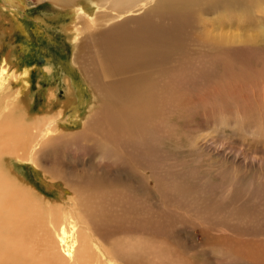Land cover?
I'll use <instances>...</instances> for the list:
<instances>
[{
  "label": "bare ground",
  "instance_id": "1",
  "mask_svg": "<svg viewBox=\"0 0 264 264\" xmlns=\"http://www.w3.org/2000/svg\"><path fill=\"white\" fill-rule=\"evenodd\" d=\"M7 1L13 4L15 11L24 7V0H4V3ZM94 3L95 0L78 10L61 6L64 12L57 11L42 20L68 19L61 25L60 32L70 41L74 49L72 64L91 91V100L84 101L87 112L82 114L81 107H77L73 110L76 111L73 121L66 117V110L81 99L74 97L72 81L66 79L67 102L60 110H48L47 115L32 118L26 110H18L21 105L29 107L25 100L30 97V70L25 69L14 78L17 88L13 90L6 63L0 67V264H116L121 259L128 263L131 257H141L142 249L148 247L141 242V237L109 239L121 230L158 233L173 226L194 227L209 229L218 235L206 236L215 242L224 236V230L233 232L236 226L241 231L238 226L241 215L232 200L234 190H230L232 178L215 182L213 172L200 157L203 150L211 149L205 140L209 135L200 136L201 133L188 132L184 128L179 131L173 118H179L180 109L185 108L187 114L180 119H184V123L185 119H190L189 126L209 125L213 132L222 128V135L238 136L248 147L258 138L264 140V95H255L258 91L252 89L254 84L249 83L251 87L248 88L240 81L228 82L235 77L232 71L237 69L235 64L229 65L228 54L243 52L250 57L258 53V61L252 59L255 66L264 62V29L244 27L227 49L205 56L202 61L207 60L212 71L201 75L200 80L193 81L194 67L187 61H182L175 75L165 80L167 71H157L153 76L147 70L137 69L152 58L146 52L152 48L148 40L153 38L154 27L163 32L172 45L183 47L182 40L192 39L189 23L195 17L205 19V15L211 13L242 21L249 14L240 3L235 0H99L95 5L104 3L107 8L98 12L96 19ZM200 4L201 7L190 13ZM12 17L13 31H24L23 25ZM98 20L107 26L92 33L91 27L98 26ZM173 28L178 29V33L167 31ZM100 39L103 40L99 42ZM93 42L96 43L97 63L87 54ZM160 55L167 53L162 50ZM218 75L225 80L193 83L212 80ZM175 91L181 100L189 102L185 107L177 106ZM55 93L56 89H50L49 101ZM69 122L81 125V129L67 130L65 123ZM51 157L68 159L82 167L77 174L90 172L89 176L100 177V180L115 173L118 177L108 181L109 189L121 190L101 192L96 185H89L93 178L85 183L79 177L74 180L69 177L72 174L69 170L64 172L49 167L48 158ZM13 159L31 163L36 170L42 171L44 179L50 182H46L48 187L63 185L61 200L52 202L39 196L23 176L14 175ZM184 179L194 182L203 196L210 193L215 200L213 205L202 208L194 195L179 190L178 185ZM233 179L240 181L237 176ZM254 181L253 178L241 179L251 184L252 195L264 196L262 185ZM117 183L119 185H114ZM135 184H142L139 195L135 194ZM128 188L129 197L126 195ZM215 190L227 191L222 193L227 205L223 212L215 207L218 201L213 195ZM106 204L118 211L116 223L110 221L111 215L102 211ZM143 207L145 210H139ZM243 221L252 222L253 217ZM208 252L214 257L232 256L227 247L209 248Z\"/></svg>",
  "mask_w": 264,
  "mask_h": 264
},
{
  "label": "rangeland",
  "instance_id": "2",
  "mask_svg": "<svg viewBox=\"0 0 264 264\" xmlns=\"http://www.w3.org/2000/svg\"><path fill=\"white\" fill-rule=\"evenodd\" d=\"M93 1L94 0H24V7L20 6V8L17 9L18 11H15V8L13 9V4L8 1L5 2L7 3L5 4L4 0H0V67L6 63L9 82L12 84L13 90H16L17 88L14 78L23 73L25 69L30 70L31 89L28 94L30 97L28 100H25L29 103V107L27 106L26 108V105H21L18 109L19 111L23 112L24 109L27 113H30L32 118H35L43 114L47 115L48 110L53 112L60 110L62 104L68 100V97L66 96V90L68 89L66 79H69L70 82L72 81L71 84L76 95L74 97H80L81 99L79 102L80 104L72 105L66 110V117H70L73 121V115L76 112L73 110L77 107H81L79 108V111H82V114L87 112L84 106V101L91 100V91L86 82L82 80L83 78L80 71L72 64L74 49L69 43L70 41H67L68 38L60 32L61 25L67 23L68 19L63 16L64 18H61L60 20L47 19L46 22H43L42 20L45 21L44 17L53 15L57 13V11L64 12V8H61V6L65 7L68 5L78 10L82 8V6H86L88 3L92 4ZM98 1L99 0H95L93 6H96L95 4H97ZM235 1L240 3V6L244 8L246 14H249L245 19L242 21H233L230 18L220 17L218 14L211 15V13L206 14L205 19L195 17V19L189 23L192 39L182 40L180 43L183 47L172 45L168 42L164 33L154 27V31L152 30L153 38L148 40L152 48L150 51L147 50L146 52L147 56H151L152 58L142 62V65L140 64L141 67L139 66L137 69L140 71L147 70L153 76L156 75L157 71H167V77L165 80H168L175 75V72L178 70V65L181 64L182 61H187L189 62L190 67H194L192 71L193 81L200 80L201 75L206 73L210 74L212 71V69L208 68L210 67V63L207 60L204 62L202 61L205 56H213L216 50L227 49L231 40L239 36L244 27H257L264 29V0ZM56 5H58L60 9ZM201 5L202 4L192 8L190 13H193L196 8L201 7ZM106 8L107 6H105L104 3L96 6L94 18H98V12H104ZM53 10L54 13H52ZM12 16L16 17L17 21L23 25L25 28L24 31H13V28H11L14 23L12 22ZM218 18L221 19L219 20ZM84 20L88 21L86 18H84ZM160 23L161 22H159V26H161ZM106 26L107 24L101 23V21L98 20V26L95 28L91 27V32H100L102 29L104 30ZM170 30L167 31L173 34L178 33V29L173 28ZM153 39L157 41L155 42ZM87 40L90 39L88 38ZM102 40L103 39H100L99 42ZM163 42L165 43L164 45H162ZM84 43L86 44V40ZM95 48L96 43L93 42L88 48L87 54L93 62L97 63V49ZM177 49L181 50L178 51ZM99 50H101L102 53H105V49L103 50L102 47H100ZM162 50L167 53L166 56L160 55ZM228 57L230 59L229 65L232 66L235 64L237 66V69L232 71V74L235 77L232 79L228 78V82L235 83L233 81H240L241 83L247 84L248 88L251 87L249 86L250 84H254L255 86H253L252 89L258 91L255 95L261 93L260 97L263 96L264 79L260 78L264 77V62H260L261 66L258 67L255 66L254 61H252V59L258 61L260 55L255 53L250 57H247L243 52H234L228 54ZM223 62L225 61L223 60ZM132 64L135 65V61ZM136 64H138V62ZM106 75L107 74H105V78L108 80L109 78ZM224 80V78L218 75L212 80L193 83L207 84L208 81H212L211 83H213L215 81ZM50 89H56L55 97L52 101H49L48 99ZM176 93L177 91H175V94ZM176 96L175 100L177 106L185 107L189 103L185 100H181V98H179L181 97L180 94H176ZM186 97L189 99L190 95L187 94ZM179 113V118H173L174 124L179 125V131H182L184 128V130L188 132H194L197 134L201 133L199 134L200 136L209 135L205 140L207 141V145H210L209 147H211V149L203 150L200 157L203 158L206 168L213 172L215 182L220 183L232 178L230 181V190H234L232 200L235 203L236 210L241 215L240 222L238 223L241 231L238 230L236 226L233 227V232H229L228 229L227 231L224 230V236H222L218 242H215L206 236L217 237L218 235L213 234L209 229L202 230L201 228L194 227L184 229L178 226H173L158 233L154 231L139 233L121 230L116 234L110 235L109 239L141 237V242L148 248L142 249L141 257H131L128 263L127 260L121 259L119 263L116 262V264H264V200H262L264 199V196L260 197L252 195L251 192L253 193L254 191L250 188L251 184L241 182V179L243 178H253L255 184L258 183L259 185H262L261 191L263 192L264 140L258 138L253 141L252 145L249 144L248 147L238 136L231 137L227 134L222 135V128L217 129L218 131L215 130L214 132L216 133H214L209 125L189 126L192 124L190 119H185V122L188 123V125H186L184 119H180L187 114L186 109L181 108ZM165 120L168 123H172V120L169 118H166ZM65 127L70 131H78L81 129V125L75 126V124L71 122L65 123ZM209 141H213L216 144L212 143L213 145H211V142ZM229 146H232V148ZM246 149L247 151H245ZM12 162L15 166L14 171L10 168L13 171V174H17L19 177L23 176L27 183L36 188L39 196H43L45 199L52 202H59L61 200V188L63 185L55 184L48 187V183L50 182L44 179L43 172L36 170V168L33 167V164L20 163V161L16 159H13ZM71 162L72 161L62 159L61 157L48 158L49 167L64 172L69 170L70 174H73V176H71V174L69 177L74 180L80 178L84 182L87 179L91 180L93 178L94 180L92 179V183L89 182V185H96L95 188H98L97 190L101 192L107 193L110 190L115 193V191L119 192L121 190V188L109 189L111 186L108 181L118 177L117 174L111 173L104 177L105 180L102 178L100 180V177L89 176L88 174H90V172H84L85 177L84 175L77 174V171L80 172L82 167L74 165V163ZM7 166L8 168L10 167L8 161ZM147 175L148 173H145V176ZM81 176L84 179L81 178ZM235 176L240 179L239 182L233 179ZM184 180H182L183 182L181 183L177 182L180 183V186L178 185L179 190L189 196L194 195V197L201 202L200 207L202 208H209L213 205L214 199L210 193L207 192L203 196V194L197 190V185L194 182H188V179ZM98 185L102 186L99 188ZM114 185H119V183ZM134 187L137 189L135 194L139 195V191L142 189V184H135ZM103 188L105 190H103ZM107 189L108 191H106ZM127 190L126 195L129 197L131 194L129 191L130 188ZM194 191L199 192L201 195ZM223 192L226 193L227 191L215 190L213 192V195L218 199L215 207L218 208L220 212L227 209L222 194ZM64 197L68 199V195ZM109 206V204H106L102 207V211L108 213V216L111 215L112 218L110 221L116 223L118 221V216L116 214L118 211L113 210V207ZM139 210H145V207ZM100 214L104 215L103 212ZM249 216L253 217L252 222L243 221ZM99 247L101 248V245H99ZM215 247H227L231 249L232 256H212L208 252V249ZM57 250L59 249L57 248ZM155 252L157 255H154Z\"/></svg>",
  "mask_w": 264,
  "mask_h": 264
}]
</instances>
